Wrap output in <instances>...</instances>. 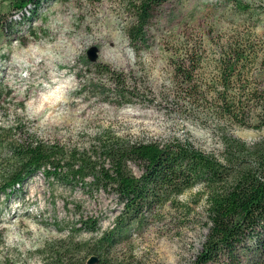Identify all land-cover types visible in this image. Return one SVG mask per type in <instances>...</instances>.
<instances>
[{
    "label": "rangeland",
    "instance_id": "374dc122",
    "mask_svg": "<svg viewBox=\"0 0 264 264\" xmlns=\"http://www.w3.org/2000/svg\"><path fill=\"white\" fill-rule=\"evenodd\" d=\"M131 1L44 0L32 20L28 10L4 5L0 126H13L7 134L34 132L45 140L85 146L95 131L111 127L142 140L189 138L218 157L223 137L248 147L264 140V117L252 115L239 126L223 122L215 111L185 109L184 102L167 95L172 62H178L184 44L205 55L208 78L217 73L216 60L232 46L244 42L248 50L264 54V0H167L148 24L149 47L142 51L134 49L125 32L134 20ZM92 46L99 49L97 63L134 76L139 91L132 103L118 105L113 94H97V85L105 80L88 58ZM249 72L252 85L264 93L263 65L250 66ZM207 86L222 89L212 82L203 89ZM3 151L0 144V155ZM131 166L141 175L138 166ZM205 206L196 187L147 213L131 225L128 240L111 252L109 264H195L208 235ZM121 210L113 192L89 195L81 185L42 174L32 177L20 191L0 192V264H43L38 250L45 244L92 240L99 234L81 230L82 220L98 218L105 230ZM91 257L86 255V261ZM240 264L264 263L252 250L242 254Z\"/></svg>",
    "mask_w": 264,
    "mask_h": 264
},
{
    "label": "trees",
    "instance_id": "16d2710c",
    "mask_svg": "<svg viewBox=\"0 0 264 264\" xmlns=\"http://www.w3.org/2000/svg\"><path fill=\"white\" fill-rule=\"evenodd\" d=\"M6 1L0 0V14L7 5L28 10L32 20L44 0ZM166 1L130 2L134 20L125 32L135 50L149 47L148 24ZM247 48L242 42V46L226 50L216 60L217 73L208 78L205 55L184 44L178 62H172L168 98L184 102L185 109L215 111L223 122L239 126L252 115L264 117V93L252 85L249 72L250 66L264 67V54ZM94 65L105 80L97 85L98 95L113 94L118 105L133 102L139 86L130 72L108 64ZM91 80L86 78L89 83ZM209 82L222 89H203ZM208 103L210 107L204 106ZM12 129L0 126L4 149L0 155V192L20 191L28 179L42 174L62 184L81 185L89 195L100 190L113 192L122 205L113 226L105 230L98 218L82 220L81 230L99 234L92 240L67 238L45 244L38 250L43 264H87L86 255L97 256V264H109L111 252L128 240L134 222L169 202L175 203L177 197L196 187L205 196L208 235L195 264H240L242 254L252 250L264 263V140L248 147L232 136L223 137L218 157L189 138L142 140L111 127L95 131L85 146L45 140L34 132L10 136L7 133ZM132 164L142 170L141 175L135 174ZM2 239L0 231V242Z\"/></svg>",
    "mask_w": 264,
    "mask_h": 264
},
{
    "label": "water",
    "instance_id": "95a60500",
    "mask_svg": "<svg viewBox=\"0 0 264 264\" xmlns=\"http://www.w3.org/2000/svg\"><path fill=\"white\" fill-rule=\"evenodd\" d=\"M88 58L91 62L95 63L98 61V57H99V49L96 46H92L88 51ZM96 262H98V257L97 256H92L87 264H95Z\"/></svg>",
    "mask_w": 264,
    "mask_h": 264
}]
</instances>
